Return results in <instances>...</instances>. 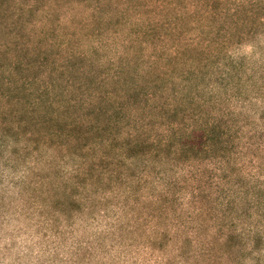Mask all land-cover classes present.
Listing matches in <instances>:
<instances>
[{
    "label": "rangeland",
    "instance_id": "rangeland-1",
    "mask_svg": "<svg viewBox=\"0 0 264 264\" xmlns=\"http://www.w3.org/2000/svg\"><path fill=\"white\" fill-rule=\"evenodd\" d=\"M0 264H264V0H0Z\"/></svg>",
    "mask_w": 264,
    "mask_h": 264
},
{
    "label": "trees",
    "instance_id": "trees-1",
    "mask_svg": "<svg viewBox=\"0 0 264 264\" xmlns=\"http://www.w3.org/2000/svg\"><path fill=\"white\" fill-rule=\"evenodd\" d=\"M216 126L206 127L204 128L201 132L200 130H192L190 132L185 133L180 141L178 142V148L183 150V149H188L189 151L191 150H196L197 147L202 148L203 146H208L212 145L216 142L217 137L215 132ZM158 144V147L164 146L163 144H168V142L165 141H157V140H152V144L154 143Z\"/></svg>",
    "mask_w": 264,
    "mask_h": 264
}]
</instances>
